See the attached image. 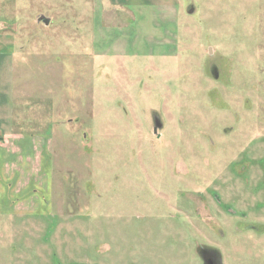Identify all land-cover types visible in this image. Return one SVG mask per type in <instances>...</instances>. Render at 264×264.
<instances>
[{
    "label": "rangeland",
    "instance_id": "1",
    "mask_svg": "<svg viewBox=\"0 0 264 264\" xmlns=\"http://www.w3.org/2000/svg\"><path fill=\"white\" fill-rule=\"evenodd\" d=\"M204 255L264 264V0H0V264Z\"/></svg>",
    "mask_w": 264,
    "mask_h": 264
},
{
    "label": "flooded vegetation",
    "instance_id": "2",
    "mask_svg": "<svg viewBox=\"0 0 264 264\" xmlns=\"http://www.w3.org/2000/svg\"><path fill=\"white\" fill-rule=\"evenodd\" d=\"M204 264H215L213 260L208 255H204L203 257Z\"/></svg>",
    "mask_w": 264,
    "mask_h": 264
},
{
    "label": "water",
    "instance_id": "3",
    "mask_svg": "<svg viewBox=\"0 0 264 264\" xmlns=\"http://www.w3.org/2000/svg\"><path fill=\"white\" fill-rule=\"evenodd\" d=\"M38 21L40 22V21H43V23H44V25H48L49 24V20L48 19H45V18H43V17H40L39 19H38ZM156 132V130L154 129V133Z\"/></svg>",
    "mask_w": 264,
    "mask_h": 264
}]
</instances>
